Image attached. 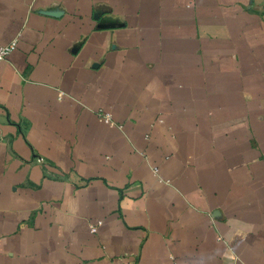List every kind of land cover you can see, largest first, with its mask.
Wrapping results in <instances>:
<instances>
[{
  "label": "crops",
  "instance_id": "1",
  "mask_svg": "<svg viewBox=\"0 0 264 264\" xmlns=\"http://www.w3.org/2000/svg\"><path fill=\"white\" fill-rule=\"evenodd\" d=\"M13 40L0 264H264V0H0Z\"/></svg>",
  "mask_w": 264,
  "mask_h": 264
},
{
  "label": "built area",
  "instance_id": "2",
  "mask_svg": "<svg viewBox=\"0 0 264 264\" xmlns=\"http://www.w3.org/2000/svg\"><path fill=\"white\" fill-rule=\"evenodd\" d=\"M15 47H16V40H13L8 45L0 46V63L7 59V57L15 49ZM104 122H106V123L110 122V120L107 116H104ZM94 231H95L94 228H91V232H94ZM118 264H127V263L123 262V263H118Z\"/></svg>",
  "mask_w": 264,
  "mask_h": 264
}]
</instances>
